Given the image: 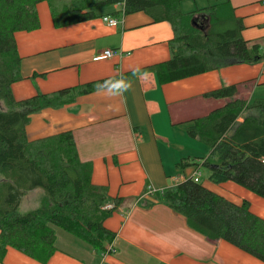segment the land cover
Here are the masks:
<instances>
[{
	"label": "crops",
	"instance_id": "1",
	"mask_svg": "<svg viewBox=\"0 0 264 264\" xmlns=\"http://www.w3.org/2000/svg\"><path fill=\"white\" fill-rule=\"evenodd\" d=\"M228 2L243 24L241 37L258 40L264 47V0ZM186 6L182 12L201 8ZM36 11L39 27L14 33L21 76L10 86L15 99L105 78L123 77L129 87L121 95L95 89L63 106L41 109L30 116L26 137L34 140L71 131L78 158L91 164V182L105 186L109 196L120 202L103 222L114 233L108 243L112 250L104 256L103 250L60 229L56 249L45 263L8 248L0 264H264L227 241L209 240L190 229L161 194L195 172V166L192 173L176 166L182 158L201 161L209 153L207 145L187 134L191 120L234 96L241 98L238 89L245 90L247 82L254 80L264 87V59L167 83H159L152 71L125 76L169 59L174 31L168 21L154 22L144 12H101L89 20L55 27L47 2L37 3ZM103 16L115 18L116 23L108 25ZM191 21L203 31L208 28L205 13H195ZM106 49L113 51L112 56L93 60ZM230 85L236 86L233 97L208 95ZM206 169L205 187L236 203L247 200L250 210L264 219L263 198L232 181L211 183Z\"/></svg>",
	"mask_w": 264,
	"mask_h": 264
},
{
	"label": "trees",
	"instance_id": "2",
	"mask_svg": "<svg viewBox=\"0 0 264 264\" xmlns=\"http://www.w3.org/2000/svg\"><path fill=\"white\" fill-rule=\"evenodd\" d=\"M42 1L47 2L55 27L98 17L97 8L113 6L118 8L105 12H144L154 22L168 21L174 31L169 59L125 76L152 71L159 83H167L264 59L258 40L241 37L243 24L228 0H213L189 12L181 11L185 0H0V261L12 248L45 263L56 249V229L104 250L114 233L103 222L120 202L105 186L91 182V164L78 158L71 131L34 140L26 137L32 114L71 103L110 81L100 79L19 100L13 97L10 86L21 79L14 33L39 27L36 5ZM198 12L208 16L205 31L192 25ZM235 93L236 86L230 85L208 95L225 98ZM191 121L187 134L207 145L209 153L201 161L182 158L176 166L194 165L196 170L204 166L211 183L232 181L264 199V98L234 96ZM35 189L36 205L21 211L22 197ZM161 194L190 229L209 240L227 241L264 262V219L250 210L247 200L230 201L192 176Z\"/></svg>",
	"mask_w": 264,
	"mask_h": 264
},
{
	"label": "rangeland",
	"instance_id": "3",
	"mask_svg": "<svg viewBox=\"0 0 264 264\" xmlns=\"http://www.w3.org/2000/svg\"><path fill=\"white\" fill-rule=\"evenodd\" d=\"M213 0H188V1H183V2H187V3H182L181 4V9L182 11H185L187 10V6L186 4H191L193 8L195 7H203L205 5H207L208 3H211ZM111 8L113 7H99L97 8V12H105V11H108L110 10ZM260 43V42H259ZM262 49H264V47L262 46ZM255 81L252 80L250 82H247V85L244 86L245 90L241 89L240 87V90L238 89V91L240 93H238L241 98H255V97H258V96H264V87L262 85H256L254 83ZM224 103V102H223ZM222 103V104H223ZM0 104H1V101H0ZM196 142V141H194ZM200 146H203V145H200ZM183 170H186V169H190V172L192 173L195 168H194V165H191V166H187V167H183L182 168ZM207 169L204 167V166H200L196 171L199 172V176L201 175L200 177V182L202 184L206 183V171ZM177 171H182V170H179L177 169ZM195 172L193 173L192 177L194 176ZM189 175H187L188 177ZM198 180H199V177H198ZM205 185V184H204ZM39 192V191H38ZM37 203V189L35 190H32L30 192H28L26 195H24L21 199V202L19 204V209L21 211L23 210H27V209H30L32 207H34ZM57 232H62L60 229H56Z\"/></svg>",
	"mask_w": 264,
	"mask_h": 264
},
{
	"label": "clouds",
	"instance_id": "4",
	"mask_svg": "<svg viewBox=\"0 0 264 264\" xmlns=\"http://www.w3.org/2000/svg\"><path fill=\"white\" fill-rule=\"evenodd\" d=\"M96 87L97 91L104 90L110 95H121L128 89L129 84L125 81V78L120 77L119 79L105 81Z\"/></svg>",
	"mask_w": 264,
	"mask_h": 264
},
{
	"label": "built area",
	"instance_id": "5",
	"mask_svg": "<svg viewBox=\"0 0 264 264\" xmlns=\"http://www.w3.org/2000/svg\"><path fill=\"white\" fill-rule=\"evenodd\" d=\"M102 20L107 22L108 25H114L116 23V19L115 18L108 17V16H103ZM112 54H113L112 50L106 49V50H103L100 53L94 55L93 56V60H100V59L108 58V57L112 56ZM198 177H199V172L196 171L194 176H193V180L194 181H198ZM148 189L151 190L152 188L149 187ZM111 250H112L111 246L109 244L106 245V248L103 250V254L102 255L104 256L106 254V252H109ZM111 264H116V263H111Z\"/></svg>",
	"mask_w": 264,
	"mask_h": 264
}]
</instances>
